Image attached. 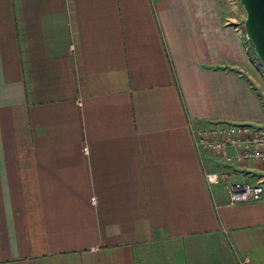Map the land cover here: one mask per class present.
<instances>
[{
	"label": "crops",
	"instance_id": "0c3cea01",
	"mask_svg": "<svg viewBox=\"0 0 264 264\" xmlns=\"http://www.w3.org/2000/svg\"><path fill=\"white\" fill-rule=\"evenodd\" d=\"M252 68L221 0H0V264H264L191 133L264 129Z\"/></svg>",
	"mask_w": 264,
	"mask_h": 264
},
{
	"label": "built area",
	"instance_id": "2783aa9c",
	"mask_svg": "<svg viewBox=\"0 0 264 264\" xmlns=\"http://www.w3.org/2000/svg\"><path fill=\"white\" fill-rule=\"evenodd\" d=\"M196 149L200 152L222 153L234 150L228 161L238 165L245 163L259 164L264 167V132L249 125H215L204 128H191ZM85 151L87 149L85 148ZM209 185L224 182L227 185L230 205L257 203L264 201V184H251L249 181L239 182L236 174L213 172L206 174ZM92 202L96 200L93 198Z\"/></svg>",
	"mask_w": 264,
	"mask_h": 264
},
{
	"label": "rangeland",
	"instance_id": "374dc122",
	"mask_svg": "<svg viewBox=\"0 0 264 264\" xmlns=\"http://www.w3.org/2000/svg\"><path fill=\"white\" fill-rule=\"evenodd\" d=\"M221 8L224 11L226 20L236 25L243 34L253 64L252 72L250 73V77L248 75V79L250 80L254 89L261 96V99L263 100L264 104V67L260 64L259 60L257 59L254 49L245 34L244 22L246 19V13L243 9V6L241 5L240 0H221ZM261 183L264 184V181H262Z\"/></svg>",
	"mask_w": 264,
	"mask_h": 264
},
{
	"label": "water",
	"instance_id": "95a60500",
	"mask_svg": "<svg viewBox=\"0 0 264 264\" xmlns=\"http://www.w3.org/2000/svg\"><path fill=\"white\" fill-rule=\"evenodd\" d=\"M246 13L245 34L264 67V0H240Z\"/></svg>",
	"mask_w": 264,
	"mask_h": 264
},
{
	"label": "trees",
	"instance_id": "16d2710c",
	"mask_svg": "<svg viewBox=\"0 0 264 264\" xmlns=\"http://www.w3.org/2000/svg\"><path fill=\"white\" fill-rule=\"evenodd\" d=\"M261 64V63H260ZM262 65V64H261Z\"/></svg>",
	"mask_w": 264,
	"mask_h": 264
}]
</instances>
